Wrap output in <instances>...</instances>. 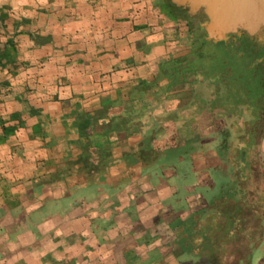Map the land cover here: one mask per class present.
Segmentation results:
<instances>
[{
	"label": "crops",
	"instance_id": "1",
	"mask_svg": "<svg viewBox=\"0 0 264 264\" xmlns=\"http://www.w3.org/2000/svg\"><path fill=\"white\" fill-rule=\"evenodd\" d=\"M205 22L0 0V264H264V41Z\"/></svg>",
	"mask_w": 264,
	"mask_h": 264
},
{
	"label": "water",
	"instance_id": "2",
	"mask_svg": "<svg viewBox=\"0 0 264 264\" xmlns=\"http://www.w3.org/2000/svg\"><path fill=\"white\" fill-rule=\"evenodd\" d=\"M190 14L201 12L210 39L245 35L264 41V0H175Z\"/></svg>",
	"mask_w": 264,
	"mask_h": 264
},
{
	"label": "trees",
	"instance_id": "3",
	"mask_svg": "<svg viewBox=\"0 0 264 264\" xmlns=\"http://www.w3.org/2000/svg\"><path fill=\"white\" fill-rule=\"evenodd\" d=\"M204 19H205V17L202 15V14H200ZM206 21V20H205ZM231 36V35H230ZM242 38H244V39H246V40H254L253 38H249V37H247V36H245V35H240ZM260 56H261V53H260Z\"/></svg>",
	"mask_w": 264,
	"mask_h": 264
},
{
	"label": "flooded vegetation",
	"instance_id": "4",
	"mask_svg": "<svg viewBox=\"0 0 264 264\" xmlns=\"http://www.w3.org/2000/svg\"><path fill=\"white\" fill-rule=\"evenodd\" d=\"M198 14H201V12H198Z\"/></svg>",
	"mask_w": 264,
	"mask_h": 264
}]
</instances>
